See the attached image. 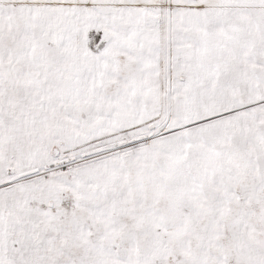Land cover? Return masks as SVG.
I'll use <instances>...</instances> for the list:
<instances>
[{"label":"snow or ice","instance_id":"1","mask_svg":"<svg viewBox=\"0 0 264 264\" xmlns=\"http://www.w3.org/2000/svg\"><path fill=\"white\" fill-rule=\"evenodd\" d=\"M0 264H264V0H0Z\"/></svg>","mask_w":264,"mask_h":264}]
</instances>
